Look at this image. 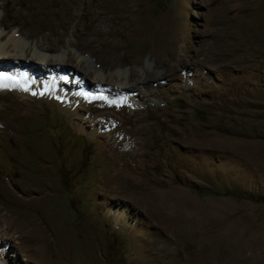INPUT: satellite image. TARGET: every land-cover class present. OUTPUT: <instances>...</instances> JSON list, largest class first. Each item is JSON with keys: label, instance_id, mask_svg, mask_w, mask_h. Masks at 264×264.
I'll use <instances>...</instances> for the list:
<instances>
[{"label": "rangeland", "instance_id": "1", "mask_svg": "<svg viewBox=\"0 0 264 264\" xmlns=\"http://www.w3.org/2000/svg\"><path fill=\"white\" fill-rule=\"evenodd\" d=\"M62 25L88 83L155 78L0 97V264H264V0H0L6 43Z\"/></svg>", "mask_w": 264, "mask_h": 264}, {"label": "bare ground", "instance_id": "2", "mask_svg": "<svg viewBox=\"0 0 264 264\" xmlns=\"http://www.w3.org/2000/svg\"><path fill=\"white\" fill-rule=\"evenodd\" d=\"M1 27L7 30L6 26L1 25ZM77 29L76 26L74 31L69 30L68 32L75 33ZM68 32L65 30L64 25H62L61 29L52 31L45 39L40 41H38V39L37 41H32V43L30 42L31 44L29 46L21 43L16 37H12L9 43H6L4 41L7 35L0 32V97L5 98L9 95L19 97L21 101L28 106V108H24L28 110L27 113L29 115H32V112L37 110L33 105L38 104L41 100H47L51 104L60 103L61 108L66 111L70 119L74 121L76 116L73 111L74 106L76 107L80 103L89 102L93 104L95 102L94 99L88 97L84 92H81V94L76 97L73 92L76 88L84 87V89H89V87H97L99 91L106 95L117 93L120 94L119 96L121 97L122 95L129 97L131 96L129 94V92L132 91L131 88L149 87V83L155 78L148 72L145 77L147 78L146 80L142 79V76L141 80H139L140 78L137 79L135 76V71H132L129 78H127L128 83L125 84L121 82L123 81L122 78V80H119V77H116V79L113 75L108 76L106 72H102V78L98 79L96 76L93 80H89L88 83L84 74L80 75L74 72V69L79 70L78 68H80L81 70V67H85L84 64L86 63L84 61L85 59H81L80 56L75 55L73 51L68 50L64 56L62 55L63 59L61 60L40 53L41 51L46 53L57 51L56 47L51 45V41H53L55 37H58L67 48L74 47L79 49L80 44L78 42L66 38ZM100 44L104 48L107 47L106 43ZM34 48L37 50L35 49L34 51ZM104 64L108 67H113L114 65L108 62ZM89 67L92 68V70L88 68L87 76L89 75L92 78L99 70L96 71L95 66ZM75 76H80L81 79L74 81ZM36 89H38V91ZM77 99L81 100L78 104L74 102ZM38 107H42L41 103L38 104ZM113 108L118 114L126 115L127 121H133V117L125 113L124 109L121 107L116 105Z\"/></svg>", "mask_w": 264, "mask_h": 264}, {"label": "clouds", "instance_id": "3", "mask_svg": "<svg viewBox=\"0 0 264 264\" xmlns=\"http://www.w3.org/2000/svg\"><path fill=\"white\" fill-rule=\"evenodd\" d=\"M44 55H46V54H44Z\"/></svg>", "mask_w": 264, "mask_h": 264}]
</instances>
